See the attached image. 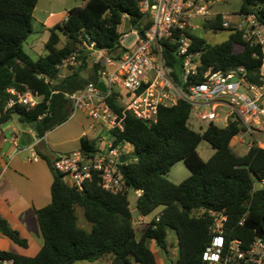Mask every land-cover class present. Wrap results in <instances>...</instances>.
<instances>
[{
  "label": "trees",
  "instance_id": "1",
  "mask_svg": "<svg viewBox=\"0 0 264 264\" xmlns=\"http://www.w3.org/2000/svg\"><path fill=\"white\" fill-rule=\"evenodd\" d=\"M72 8L67 19L52 27L45 51L33 60L24 51V38L32 33L34 12L39 0H0V130L15 118L32 127L37 138L65 124L73 114L74 95L90 83L100 82L102 65L89 66L90 55L79 58V66L71 67L63 80H58L57 65L73 54L83 40L104 49L113 60H120L124 48L121 38L125 21L131 30L147 32L152 23L140 11V0H83ZM240 13L254 15L264 25V0H241ZM222 15L206 20L207 31L229 30V39L221 44H209L196 33L190 34L191 52L200 54L198 75L192 81L202 82L205 74L227 73L243 68L247 79L256 85L264 84V46L248 41L243 31L224 28ZM130 30V31H131ZM62 37L66 43L60 46ZM240 50H236V47ZM174 45L166 44L168 64L175 68L178 78L181 60L174 54ZM9 89L30 90L41 97L40 104L28 109L22 105L8 108ZM109 106L121 113L115 98ZM191 106L179 101L175 106H161L157 122L148 125L130 113L125 114L124 130L110 132L112 144L129 143L133 160L120 167L131 190H141L136 208L147 217L161 208L160 214L148 223L140 237L134 227L129 192L112 194L95 181L84 191L66 184L53 168L54 155L42 144L37 154L53 173L51 203L36 211L44 236V246L35 257H25L0 251V257L12 258L17 264H75L95 262L111 256V264H160L151 243L169 254V231L175 233L179 257L176 264H205L203 254L212 240L211 228L219 215L227 218L224 236L249 244L257 236L264 237V188L254 190L256 180H264V149L257 142L244 155L236 154L231 144L244 128L238 122L221 128L209 125L196 132L188 125ZM29 142L28 135L23 134ZM98 137H84L81 150L87 155L100 152ZM208 142L215 153L204 161L198 147ZM183 161L191 177L180 184L167 178L171 168ZM84 210L91 225L85 231L77 223L76 208ZM0 233L22 248L28 241L0 217Z\"/></svg>",
  "mask_w": 264,
  "mask_h": 264
},
{
  "label": "built area",
  "instance_id": "2",
  "mask_svg": "<svg viewBox=\"0 0 264 264\" xmlns=\"http://www.w3.org/2000/svg\"><path fill=\"white\" fill-rule=\"evenodd\" d=\"M209 5L210 0H140V11L148 16L152 25L143 33L144 36L137 30L129 31L135 36L129 48L123 42L130 33L123 35L121 44L125 50L118 61L109 57L106 50L97 49L94 42L83 40L71 56L57 65L60 70L58 80L66 78L68 74L63 71L69 72V67H78L79 58L87 53L90 57L95 56L94 65H102L100 82L105 84L106 91L98 88V82L90 83L77 94L67 95L73 104L72 116L84 112L93 122L91 130L97 123L110 133L124 130L127 112L153 125L157 122L161 106H175L184 101L191 106L190 118L194 115L208 126L214 124L225 128L238 122L245 130L237 136L240 138L264 132V84L251 83L243 68L227 73L209 70L202 82L192 81L198 75L200 54L191 52L189 35L200 29V20H209L212 16ZM246 19L253 30L250 38L248 34L244 37L253 44L264 46V36L259 32L264 25L258 23L254 15L246 16ZM252 35L255 40L251 39ZM168 43L176 46L174 54L181 60L178 78L175 68L169 66L166 58ZM7 92L10 95L8 108L22 105L33 109L41 102V97L30 90L19 92L9 89ZM113 97L122 107L121 113L109 106L108 100ZM256 142L259 148L264 149V141ZM130 146L129 143L114 146L111 142L107 149H101L92 156L82 150L57 153L53 168L62 175L66 184L79 191H84L88 183L96 181L112 194L133 191L139 198L143 191L129 189L120 171L122 165L133 160L127 149ZM122 156L128 158L124 163L120 161ZM260 188H264V180H256L254 190ZM226 220L223 215L216 217L211 228L212 240L203 254L204 263L264 264V237L257 236L249 244L238 239L227 240L224 236ZM0 264L17 262L0 257Z\"/></svg>",
  "mask_w": 264,
  "mask_h": 264
},
{
  "label": "crops",
  "instance_id": "3",
  "mask_svg": "<svg viewBox=\"0 0 264 264\" xmlns=\"http://www.w3.org/2000/svg\"><path fill=\"white\" fill-rule=\"evenodd\" d=\"M83 2L82 0V4ZM68 12L62 22L67 19ZM56 16L54 12L50 13L43 23L49 36V30L58 24L57 21L54 22ZM121 29L123 31L124 27ZM78 113L42 139L37 138L32 127L28 130L19 128L16 124L17 118L12 121L13 126L0 130V217L7 220L9 225L28 241V247L22 248L0 233V251L35 257L43 248L44 236L36 211L48 206L52 201L53 173L49 164L37 154L36 146L42 144L47 153L55 155L81 150L84 137H98V141H102L104 138L101 136L105 132L102 126L95 123V128L91 130L92 120L84 112L77 116ZM23 134L28 135L30 143L25 140ZM21 139H24L25 145L21 144ZM260 140H264V132L244 138L235 137L231 148L236 154L244 155L250 143ZM145 218L139 215L138 221L147 225ZM171 236L170 244L173 234ZM175 243L177 245L176 236ZM31 249L37 250L36 253L28 254Z\"/></svg>",
  "mask_w": 264,
  "mask_h": 264
},
{
  "label": "rangeland",
  "instance_id": "4",
  "mask_svg": "<svg viewBox=\"0 0 264 264\" xmlns=\"http://www.w3.org/2000/svg\"><path fill=\"white\" fill-rule=\"evenodd\" d=\"M80 4H82V0H39L36 11L34 13L32 33L29 35V37L24 43L25 53H27L33 60H37L41 55L46 53L45 44L47 43L49 38V33L45 30L43 26V23L46 20V18L49 16L50 13L54 12L57 15L54 22L57 21V23L60 24L65 19L68 10L79 6ZM209 6L212 13V16L209 19L215 18L217 15H222L225 22L224 24H227V27L224 26V28L235 29V30L239 29L245 32V34H248V38H250V34L253 29L250 27V23L246 19V16L240 13L241 0H210ZM205 21L206 20H200L198 22V24L200 25V29L195 31L197 35L204 38L209 44L212 45L221 44L229 39L231 35V31L229 30H222L217 32L207 31L203 27ZM122 32L124 33V31ZM259 32L261 36H264V28L259 29ZM128 33H130L128 38H126L123 42V45L126 48L131 47L135 41V36L131 34V32ZM255 38H256L255 36L253 35L251 36L252 40H255ZM65 43H66V38L62 37V42L60 46H63ZM236 50H240V47L237 46ZM94 58L95 56L90 57L89 60L90 68H92V66L94 65ZM70 68L71 67H69V69ZM63 73L68 74L69 72L63 71ZM80 113L81 112H79L77 116H79ZM16 124L19 128L25 130H28L31 127L28 124H22L18 121ZM188 125L191 129H193L196 132H203L208 127L206 123L199 122L194 115H192V117L190 118ZM258 134L260 133H257V135ZM101 137L104 139L102 141H98V147L102 150H105L108 148L109 144H111L112 139L110 134L106 131L103 132ZM258 138L262 139L261 137ZM127 149L130 150L131 152L129 157L133 158V147L130 146ZM198 152L204 161L210 160V158L215 153L214 149L206 141H202L200 143L198 147ZM190 177H191V172L183 161L173 165L167 176L168 180L174 184H180ZM129 202L134 218V227L137 232V236L140 237L143 228L146 225L138 221L139 213L136 208L137 197L133 191H130L129 193ZM160 212H161V208L157 209L151 215L145 218V222L150 223L160 214ZM76 215H77L78 226L84 229L85 231L89 232L91 230V225L85 219L84 210L82 207L77 206ZM172 234H173V240H171L172 244H170L169 247L170 255L165 254L163 251L157 248V245L154 241L151 243L152 251L155 253L156 259L160 264H176V261L178 260L179 253H178L177 245L175 243V233L172 231H169V241L172 237L171 236ZM36 251L37 250L31 249L27 253L33 255L36 253ZM172 252L173 254H171ZM111 260H112L111 256H105L95 262H77L75 264H111ZM133 264H138V263H133Z\"/></svg>",
  "mask_w": 264,
  "mask_h": 264
},
{
  "label": "water",
  "instance_id": "5",
  "mask_svg": "<svg viewBox=\"0 0 264 264\" xmlns=\"http://www.w3.org/2000/svg\"><path fill=\"white\" fill-rule=\"evenodd\" d=\"M130 30H131V22L127 20V21H125V23H124V29H123V31H124V33H128ZM141 35L144 36L143 33H141ZM26 40H27V38H24V41H26ZM98 88L101 89L103 92L106 91L105 84H104L103 82H99V83H98ZM11 126H13V122H12V121H11V122H8V123H6V124H4V125L1 127V129H2V130H6V129L10 128ZM21 144H22V145H25V141H24V139H21ZM127 160H128V158H126L125 156H122V157L120 158V161H121L122 163L126 162Z\"/></svg>",
  "mask_w": 264,
  "mask_h": 264
}]
</instances>
